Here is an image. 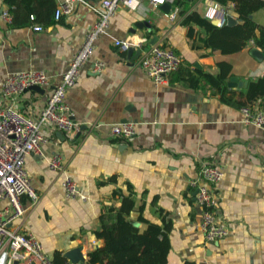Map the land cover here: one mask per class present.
Returning a JSON list of instances; mask_svg holds the SVG:
<instances>
[{"label": "crops", "instance_id": "crops-1", "mask_svg": "<svg viewBox=\"0 0 264 264\" xmlns=\"http://www.w3.org/2000/svg\"><path fill=\"white\" fill-rule=\"evenodd\" d=\"M213 1L186 0L187 13L199 17L189 21L179 7L176 17L169 19L172 4L152 10L148 0H140L136 9L120 5L65 93L80 132L69 136L42 127L41 152L24 160L38 200L33 204L22 195L25 211L11 219L10 226L35 235L53 264H73L65 254L77 247L83 260L75 264H89L88 251L104 243L94 233L100 216L117 208L124 197L133 201L126 217L140 231L150 222L167 227L171 248L167 264H264V134L243 124L240 111L242 105L256 106L259 100L248 101L246 90L250 80L264 74V51L252 40L234 52L221 50L218 45L223 41L208 21L216 25L204 16ZM57 3L0 0V14L3 9L11 12L10 22L0 18V105L11 103L1 92L10 73L42 70L48 83L39 91L24 90L13 101L25 114L36 116L96 21L95 12L82 2L70 15L55 19ZM232 5L221 6L238 23ZM250 17L264 26V10ZM34 23L42 29L33 30ZM155 35L154 44L170 46L182 58L178 70L159 85L139 66ZM120 39L129 42L131 52L117 48L114 41ZM233 42L227 39L223 44L229 47ZM252 46L262 51L261 61L249 54ZM98 61L104 63L99 72L93 70ZM220 62L230 64L223 93L203 78L204 73L217 75ZM130 120L135 122L131 138L110 135L112 124ZM55 153L61 154L85 199L65 197L63 173L48 166ZM203 161L224 173L214 189L216 212L228 234L212 242L199 227L202 208L189 184ZM7 204L2 200V209Z\"/></svg>", "mask_w": 264, "mask_h": 264}, {"label": "built area", "instance_id": "built-area-1", "mask_svg": "<svg viewBox=\"0 0 264 264\" xmlns=\"http://www.w3.org/2000/svg\"><path fill=\"white\" fill-rule=\"evenodd\" d=\"M174 1L148 0L147 8L156 9L166 2L173 4ZM78 2L85 3L95 12L96 21L85 34L83 42L37 115L25 114L13 105V101L29 87L47 84L49 77L44 71L12 72L2 84L1 92L4 98L11 100V103L0 105V264H53L43 252L41 243L35 235L10 226L11 219L23 215L25 211L20 201L22 195H26L33 204L38 200L24 165L25 157L30 153L41 152L42 127L58 129L69 136L80 132V124L73 120L72 111L65 102L66 90L77 81L81 68L91 57L95 41L105 33L109 20L117 8L124 5L136 9L141 5L140 0H101L98 4H92L88 0H58L54 11L55 19L70 15ZM178 12V6H174L167 15L169 19H174ZM229 14V9L215 1L210 2L204 10V16L215 20L216 26L226 24V16ZM0 18L3 21H11L8 9L2 10ZM30 19L34 20V15H30ZM32 29L40 31L42 27L34 23ZM114 44L122 52L130 46L124 39L115 40ZM181 63V55L172 47L153 44L145 51L139 66L155 85H159L171 73L177 71ZM103 66V62H95L93 70L99 72ZM240 111L243 124L253 125L264 134V110L256 106L242 105ZM109 130L114 138L129 139L135 133V122L130 120L114 123ZM48 166L53 171L63 173L62 186L65 197L71 199L78 196L85 199V195L79 193L77 183L68 173L61 154L55 153L49 159ZM223 175L220 167L203 161L196 176L189 181L195 190V202L202 208L199 227L208 242L216 241L228 234L225 222L216 212L218 197L214 189V185L223 178ZM2 200L7 201V209H2ZM91 238L92 234H87V240L91 241Z\"/></svg>", "mask_w": 264, "mask_h": 264}, {"label": "trees", "instance_id": "trees-1", "mask_svg": "<svg viewBox=\"0 0 264 264\" xmlns=\"http://www.w3.org/2000/svg\"><path fill=\"white\" fill-rule=\"evenodd\" d=\"M12 4L14 0H5ZM221 5L232 3V10L238 14L239 22L234 25L224 24L213 26L208 21L209 28L212 27L223 43L227 39L234 42L228 47L227 44H219L221 50L234 52L252 40L253 45L264 51V26L255 22L250 15L257 10H264V0H214ZM182 2L183 5L182 6ZM186 0H175L172 6L181 8V13L186 14V21L196 20L195 13H187ZM10 15L11 12L8 9ZM202 20V19H201ZM220 72L217 75L204 73L203 78L220 93L225 92L224 82L230 70V64L218 63ZM248 101H255L256 107L264 110V74L263 76L250 80L246 90ZM252 104V105H254ZM247 105V104H245ZM250 105V104H249ZM133 201L124 197L121 204L108 208L106 214L100 216V226L94 231L97 238L103 239L102 246L87 253L89 264H167L170 252V242L164 229L157 223H148L146 229L140 231L126 215L132 207ZM57 264V262H54ZM182 264H196L185 261Z\"/></svg>", "mask_w": 264, "mask_h": 264}, {"label": "water", "instance_id": "water-1", "mask_svg": "<svg viewBox=\"0 0 264 264\" xmlns=\"http://www.w3.org/2000/svg\"><path fill=\"white\" fill-rule=\"evenodd\" d=\"M164 6L170 7L171 5L169 3H167V2L164 3V4H162V5H160L161 8H163ZM236 21L237 20L234 17H232L230 14L226 16V24L227 25H233V24L236 23ZM212 23L214 25H216V21L215 20H212ZM157 39H158V36L157 35L153 36V38L151 39V41H149V44L147 46V49H148V47L150 45H153L155 43V40H157ZM131 51H132V49H131V47H129L127 49V53H129ZM249 54L252 57H254L256 60H258V61H261L263 59V53H262V51L259 48L255 47V46H252L249 49ZM28 89H33L35 91H39L41 88H40V86H31ZM80 250H81V247H77V248L72 249L71 251L67 252L65 255L71 259V261L73 262V264H75L79 260H83V257L80 256V254H81ZM71 255H73L75 257H71ZM14 264H16V263H14Z\"/></svg>", "mask_w": 264, "mask_h": 264}]
</instances>
